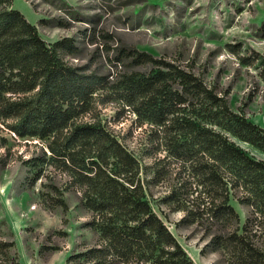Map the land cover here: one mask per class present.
Masks as SVG:
<instances>
[{
    "label": "trees",
    "instance_id": "obj_1",
    "mask_svg": "<svg viewBox=\"0 0 264 264\" xmlns=\"http://www.w3.org/2000/svg\"><path fill=\"white\" fill-rule=\"evenodd\" d=\"M12 5L13 0H0V120L11 122L9 130L19 137H51L50 151L62 157L64 170L83 188L82 203L93 214L89 224L98 240L69 260L193 264L152 210L134 157L100 125H69L102 91L151 125L166 158L182 169V182L163 202H187L185 196L191 209L178 210L192 217L189 222L207 220L222 227L211 244L227 264H264V159L250 156L236 142L264 154V129L230 109L228 91L136 51L121 55L150 65V71L125 74L109 84L66 65L58 52L72 50L73 41L47 45ZM260 31L264 39V23ZM241 63L251 64L247 58ZM232 199L249 209L244 222ZM58 204L66 210L64 201ZM10 248L12 242L0 241L6 258Z\"/></svg>",
    "mask_w": 264,
    "mask_h": 264
},
{
    "label": "rangeland",
    "instance_id": "obj_2",
    "mask_svg": "<svg viewBox=\"0 0 264 264\" xmlns=\"http://www.w3.org/2000/svg\"><path fill=\"white\" fill-rule=\"evenodd\" d=\"M12 7L47 45L72 40L74 48L59 57L84 74L109 84L125 74H146L150 65L135 64L121 52L147 53L191 71L208 87L228 91L230 109L264 129V0H13ZM243 58L251 64H242ZM105 95L93 94L69 125H100L134 157L152 210L193 264H227L211 244L222 227L189 222L192 217L178 210L191 209L185 196L187 202H163L182 182V169L166 158L154 128ZM10 123L0 120V241L13 248L9 258L0 252V264H88L69 260L98 240L89 224L93 214L82 203L83 188L64 170L62 157L50 151L51 137H19ZM236 142L264 159L252 146ZM230 204L244 222L249 209L233 199Z\"/></svg>",
    "mask_w": 264,
    "mask_h": 264
},
{
    "label": "crops",
    "instance_id": "obj_3",
    "mask_svg": "<svg viewBox=\"0 0 264 264\" xmlns=\"http://www.w3.org/2000/svg\"><path fill=\"white\" fill-rule=\"evenodd\" d=\"M26 3V2H25ZM27 4V3H26ZM256 125H258V124H256ZM259 126V125H258Z\"/></svg>",
    "mask_w": 264,
    "mask_h": 264
}]
</instances>
